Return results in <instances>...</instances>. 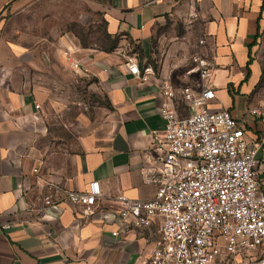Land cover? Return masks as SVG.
<instances>
[{
	"label": "crops",
	"instance_id": "0c3cea01",
	"mask_svg": "<svg viewBox=\"0 0 264 264\" xmlns=\"http://www.w3.org/2000/svg\"><path fill=\"white\" fill-rule=\"evenodd\" d=\"M46 1L0 0V18ZM65 1L73 3V14L88 15L91 21L101 17L119 47L107 53L69 34L40 46L38 41H0V264L143 263L154 235L136 231L114 238L115 222L88 216L60 196L46 210L42 185L49 181L80 192L97 181L103 194L97 212L118 209L114 199L120 194L152 199L155 187L143 170L149 167L150 133L164 125L161 88L172 86L175 104L185 103L183 91L195 74V65L189 64L196 41H206L203 51L213 70L217 100L212 110L246 119L247 140L261 144L257 171L264 191V124L249 114L252 108L264 109L256 94L264 77V0ZM127 41L141 49V67L153 68L150 82L141 83L128 72ZM68 48L78 50L85 72L69 67L63 57ZM53 79L64 88L95 80L98 84L89 87L107 101L104 123L83 136L72 152L46 143L43 107Z\"/></svg>",
	"mask_w": 264,
	"mask_h": 264
},
{
	"label": "built area",
	"instance_id": "2783aa9c",
	"mask_svg": "<svg viewBox=\"0 0 264 264\" xmlns=\"http://www.w3.org/2000/svg\"><path fill=\"white\" fill-rule=\"evenodd\" d=\"M199 44L191 71L198 75V94L191 87L183 91L190 114H180L172 86L161 88L164 125L150 133L145 153L149 167L143 170L147 183L155 187L154 197L140 200L120 194L114 199L118 209L97 212V201L103 197L99 182L77 192L41 180L42 201L46 210L51 209L60 196L88 216L115 222L114 238L150 232L156 239L142 264H217L230 257H239V264H264V191L257 171L261 144L247 140L246 119L228 110H212L217 100L214 75L203 51L206 41ZM78 54L76 48L63 51L73 71L85 72ZM126 65L141 83L152 80L153 68L141 67L136 57L128 58ZM249 114L264 124L263 108H252ZM34 172L40 175L39 168Z\"/></svg>",
	"mask_w": 264,
	"mask_h": 264
},
{
	"label": "rangeland",
	"instance_id": "374dc122",
	"mask_svg": "<svg viewBox=\"0 0 264 264\" xmlns=\"http://www.w3.org/2000/svg\"><path fill=\"white\" fill-rule=\"evenodd\" d=\"M73 3L65 0H47L34 5L30 10L19 15L6 14L0 18V41L12 44L15 41H38L40 46L43 41H60V37L69 34L78 38L84 46L105 49L109 37L106 34L105 23L101 17H94L91 21L88 15L73 14ZM77 21H76V19ZM127 41L123 53L126 59L136 57L139 62L142 54L138 51L137 44ZM44 43V42H43ZM201 51L199 41L193 55ZM144 60V59H143ZM142 60V62H143ZM192 67L195 65L191 58ZM190 87L198 94V75L193 74ZM51 80L47 86V100L43 107L44 121L47 128L46 143L72 152L77 150V143L83 136L91 135L93 130H98L104 123L105 106L107 101L102 93L92 90L89 86L95 80L85 83L72 84L71 87H62L60 80ZM95 89V87L93 88ZM257 97L264 105V77L256 91ZM182 100L176 101V107L181 115L190 114L184 107ZM217 264H239V257L227 258Z\"/></svg>",
	"mask_w": 264,
	"mask_h": 264
},
{
	"label": "trees",
	"instance_id": "16d2710c",
	"mask_svg": "<svg viewBox=\"0 0 264 264\" xmlns=\"http://www.w3.org/2000/svg\"><path fill=\"white\" fill-rule=\"evenodd\" d=\"M105 30H106V27H105ZM106 34H107V36L109 37L110 40L109 41H106L107 47L105 49H102V50L105 51V52H107V53H110V52H113L116 49H118V47H119V39H118L117 36L113 37V36L109 35L107 33V31H106ZM138 51L141 52V49L138 48ZM252 63H253V58L251 56H249V61L247 63V70H248V73L249 74L251 73L250 66H251Z\"/></svg>",
	"mask_w": 264,
	"mask_h": 264
}]
</instances>
